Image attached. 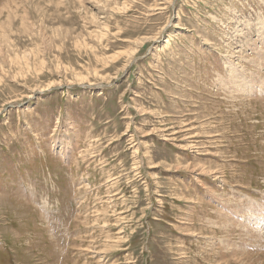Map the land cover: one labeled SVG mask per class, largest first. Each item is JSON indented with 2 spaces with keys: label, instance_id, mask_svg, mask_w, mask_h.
<instances>
[{
  "label": "rangeland",
  "instance_id": "rangeland-1",
  "mask_svg": "<svg viewBox=\"0 0 264 264\" xmlns=\"http://www.w3.org/2000/svg\"><path fill=\"white\" fill-rule=\"evenodd\" d=\"M0 264H264V0H0Z\"/></svg>",
  "mask_w": 264,
  "mask_h": 264
}]
</instances>
